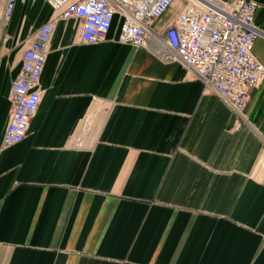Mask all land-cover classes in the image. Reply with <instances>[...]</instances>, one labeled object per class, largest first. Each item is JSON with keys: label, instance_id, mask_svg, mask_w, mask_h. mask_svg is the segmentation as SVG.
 <instances>
[{"label": "crops", "instance_id": "obj_1", "mask_svg": "<svg viewBox=\"0 0 264 264\" xmlns=\"http://www.w3.org/2000/svg\"><path fill=\"white\" fill-rule=\"evenodd\" d=\"M52 13L17 0L0 38V264H264V80L238 116L166 56L163 18L135 45L117 19L90 43L59 17L28 134L4 143L12 79Z\"/></svg>", "mask_w": 264, "mask_h": 264}, {"label": "built area", "instance_id": "obj_2", "mask_svg": "<svg viewBox=\"0 0 264 264\" xmlns=\"http://www.w3.org/2000/svg\"><path fill=\"white\" fill-rule=\"evenodd\" d=\"M53 13L22 53L21 70L12 79V110L3 134L5 144L23 140L41 101V75L59 17L81 18L80 39L98 42L117 19V39L145 43L157 20L165 19L160 38L166 56L193 68L206 87H214L238 114L244 115L249 90L264 80V62L254 44L258 0H49ZM181 2V8L177 9ZM17 0H5L6 24ZM175 10H177L175 12Z\"/></svg>", "mask_w": 264, "mask_h": 264}, {"label": "rangeland", "instance_id": "obj_3", "mask_svg": "<svg viewBox=\"0 0 264 264\" xmlns=\"http://www.w3.org/2000/svg\"><path fill=\"white\" fill-rule=\"evenodd\" d=\"M4 3H5V0H0V34H2L3 32V29L5 27V24L3 23L4 22ZM0 38H1V35H0Z\"/></svg>", "mask_w": 264, "mask_h": 264}, {"label": "bare ground", "instance_id": "obj_4", "mask_svg": "<svg viewBox=\"0 0 264 264\" xmlns=\"http://www.w3.org/2000/svg\"><path fill=\"white\" fill-rule=\"evenodd\" d=\"M3 17H4V16H3ZM0 35H1V34H0ZM153 35L156 36V38H158V36H157L158 33H157V32H154ZM158 39H159V38H158ZM166 46H167V45H166ZM167 49H168V46H167ZM38 107H39V106H38ZM37 110H38V109H37ZM35 113H36V112H35ZM30 124H31V123H30ZM29 128H30V127H29ZM21 141H22V140H21ZM19 142H20V141H19ZM15 143H17V142H15Z\"/></svg>", "mask_w": 264, "mask_h": 264}]
</instances>
